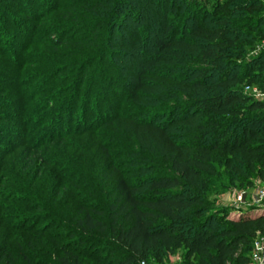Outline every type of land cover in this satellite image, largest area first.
Returning a JSON list of instances; mask_svg holds the SVG:
<instances>
[{
    "label": "trees",
    "instance_id": "16d2710c",
    "mask_svg": "<svg viewBox=\"0 0 264 264\" xmlns=\"http://www.w3.org/2000/svg\"><path fill=\"white\" fill-rule=\"evenodd\" d=\"M127 2L0 0V264H251L264 215L221 220L208 196L264 181V103L242 92L264 85V0H144L170 21L112 51ZM102 93L104 123L64 130Z\"/></svg>",
    "mask_w": 264,
    "mask_h": 264
},
{
    "label": "rangeland",
    "instance_id": "374dc122",
    "mask_svg": "<svg viewBox=\"0 0 264 264\" xmlns=\"http://www.w3.org/2000/svg\"><path fill=\"white\" fill-rule=\"evenodd\" d=\"M149 1V0H148ZM212 1V0H210ZM156 2V0H155ZM155 2L153 4H155ZM144 3V4H143ZM200 3H202L200 1ZM148 6L145 4L144 0H128L126 4V8L128 11L127 16V22L125 21L124 24L121 27H118L113 34V44L110 50L117 51V44L121 43V40H132L134 36L136 35L134 32L138 30L139 28H145V31H148L147 39L152 35L153 33V27L155 23H159L163 20L171 19V12L166 11L165 8L162 9V14L159 16L157 15V11L154 7L150 8L148 10ZM207 7V6H206ZM169 7H167L168 9ZM132 11V12H130ZM3 14H0V27L2 26V29L5 30L7 33L10 31H15V26L9 23L6 13L7 10L2 11ZM145 13L144 15H142ZM5 15V16H2ZM12 19L10 21H13L17 18V14L12 13ZM144 16V17H143ZM143 17V18H142ZM126 19V18H124ZM148 19L146 23L143 24V22ZM21 21V20H19ZM168 21V22H169ZM142 28V29H143ZM149 29V30H148ZM143 41L145 39L143 38ZM151 52V46L148 45L146 48H143L142 54L143 57H147ZM147 55V56H146ZM110 59V58H109ZM99 67V66H97ZM136 65L133 63H129L128 70H126L124 76H123V83L126 82L127 85L130 86V88H126V86L119 87V92L125 93V91H131L133 87L136 84V77H137V71ZM97 74V73H96ZM95 83L97 84V79L95 80ZM245 89V88H244ZM245 95V90L242 91ZM103 95L100 98H92V102L90 103V108L88 110L87 116H82L81 110L77 113L76 117H73L72 119L69 115H66L64 119V130H67L69 128L74 127L75 123L77 121L79 122L82 119V123L85 127L91 125L94 123V125H101L103 122V117L106 113L110 112L111 107H113L114 104H117L120 102V100L115 101L113 104V101H107L105 98V93H102ZM118 98V96H117ZM116 99V98H115ZM101 102V103H100ZM0 113H6L5 116H12V111L10 109L3 110ZM49 112H45L46 115H48ZM83 117V118H80ZM77 119V120H76ZM162 120H160L161 122ZM70 123V124H69ZM81 124V123H80ZM69 126V128H68ZM156 127L161 128V125H157ZM0 139L3 137L8 141L11 139V135L9 134V130H7V124L4 125V122L0 123ZM59 132V131H58ZM54 137V135H53ZM2 158L0 154V159ZM252 187L251 188H241L233 184H229L228 179L224 176L220 178L219 180H215L211 184L210 193L208 196L210 205L212 207L213 213H215L221 220H227L232 218H238L242 214H251L252 216L256 215H264V202L257 203L256 201V195L261 188L262 182L259 181L256 178H253L251 180ZM243 196L242 202L238 201V198ZM257 242V239L254 241L253 246ZM251 260V258H250ZM194 260L191 262H187L185 260V253L183 251H178L174 256H168L165 258L164 264H194ZM150 264H156L153 261ZM252 264V260H251Z\"/></svg>",
    "mask_w": 264,
    "mask_h": 264
},
{
    "label": "built area",
    "instance_id": "2783aa9c",
    "mask_svg": "<svg viewBox=\"0 0 264 264\" xmlns=\"http://www.w3.org/2000/svg\"><path fill=\"white\" fill-rule=\"evenodd\" d=\"M264 56V40L260 41L248 56V60L255 59L257 57ZM245 95L250 96L255 101L264 103V85L263 88L245 86ZM243 196L238 198L239 202H242ZM257 203L264 202V181L261 188L256 195ZM252 264H264V237H258L257 242L253 247L251 255Z\"/></svg>",
    "mask_w": 264,
    "mask_h": 264
}]
</instances>
